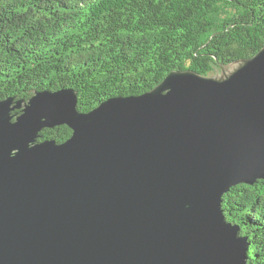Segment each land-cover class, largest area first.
<instances>
[{"label": "water", "instance_id": "1", "mask_svg": "<svg viewBox=\"0 0 264 264\" xmlns=\"http://www.w3.org/2000/svg\"><path fill=\"white\" fill-rule=\"evenodd\" d=\"M77 95L0 100V264H248L222 198L264 180V48L87 113Z\"/></svg>", "mask_w": 264, "mask_h": 264}, {"label": "trees", "instance_id": "2", "mask_svg": "<svg viewBox=\"0 0 264 264\" xmlns=\"http://www.w3.org/2000/svg\"><path fill=\"white\" fill-rule=\"evenodd\" d=\"M263 48L264 0H0V100L71 89L87 113L174 71L211 76ZM72 134L47 128L39 141ZM222 200L226 221L248 237V264H264V180Z\"/></svg>", "mask_w": 264, "mask_h": 264}, {"label": "rangeland", "instance_id": "3", "mask_svg": "<svg viewBox=\"0 0 264 264\" xmlns=\"http://www.w3.org/2000/svg\"><path fill=\"white\" fill-rule=\"evenodd\" d=\"M223 16H224V14H220V15L216 18L217 21L220 22L221 19L223 18ZM223 68H225V67H223ZM217 72L219 73V75H222V68L219 67V66H217V67L215 68V71L211 74V76H212V77L217 76ZM15 111H16V110H15Z\"/></svg>", "mask_w": 264, "mask_h": 264}]
</instances>
